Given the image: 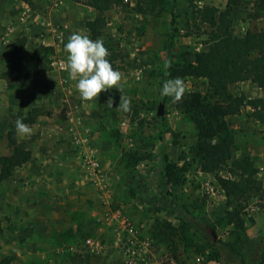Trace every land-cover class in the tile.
Segmentation results:
<instances>
[{
	"label": "rangeland",
	"instance_id": "1",
	"mask_svg": "<svg viewBox=\"0 0 264 264\" xmlns=\"http://www.w3.org/2000/svg\"><path fill=\"white\" fill-rule=\"evenodd\" d=\"M148 1L116 0L107 12L106 36L99 37L104 42L111 37L126 53L117 68L122 73V93L113 86L107 91H101L98 97L92 100H83L80 97L76 89V80L70 78L66 70L67 52L64 44L68 37L55 34L53 36L55 43L49 46L34 39L38 33L29 34L23 29L13 37L14 43L22 38L26 40L22 50L26 70L33 73L40 68L43 71L61 73L58 80L65 92L61 91L60 105L57 103L48 110H44L42 105L29 110L26 116H21V112L15 113L17 105L12 103L8 118L5 117L6 121L0 122V156L10 149L7 132L17 118H21L27 125H32L30 123L36 121L35 125L30 126L31 135L17 134L18 141L30 151L39 145L41 139V142H51L53 147L50 145L45 151L63 153L69 159L67 164L71 167L70 173L79 184L81 180L86 182L89 189L83 192L74 179L71 181L70 188L73 191H68L69 195L60 200L61 203H68L65 223L62 224L61 216L56 219L58 227L50 235L45 232L38 235L39 225L20 226L10 220L11 217L0 215V264H118L121 259L109 246L111 236L97 220L98 215H95L97 211L104 209L106 201L117 200L123 207L129 204L132 216L152 236L158 226L170 225L172 237H166L165 241H159L156 245V251L161 250L164 256H172L174 246L178 248L180 259L177 260L182 263L191 261L197 253L211 254L213 245L206 232L196 227L181 230L180 219L174 212L168 208L147 206L139 193L132 189L134 187L132 185L135 184L134 173L149 175L156 167V156L161 145L160 125L166 150L173 161L183 156L196 139L194 123L182 109L175 106L171 97L166 96L162 99L159 94L166 72V39L170 30L171 0H158L154 8L147 7L150 6ZM244 1L231 12L234 32L237 35L243 34L247 29L258 30L264 27V11L258 7L257 0ZM77 2L80 6L86 5L85 0ZM225 2L226 0H201L197 3L224 7ZM28 3L31 8H38L39 3L35 0ZM175 6L177 35L173 61L174 65H180L183 60L193 61L196 53L207 46L208 32L211 28L194 18L195 14L189 0H175ZM24 17V12L19 13V19ZM77 17L79 18L75 22L84 25L82 22L87 17L86 12L83 11V14ZM74 18L76 17L73 16L70 21ZM47 24L56 29L63 26V23L58 21ZM10 26L13 29L14 21ZM49 47L53 49L48 53ZM35 50L42 52L41 62L33 59L32 54ZM54 57L64 60L63 69L52 64L51 60ZM11 60L12 57L7 67L16 71L10 64ZM5 74L6 70L0 77ZM174 77H180L185 81V91H201L209 98H215L205 78L181 76L170 78ZM231 90L236 94L245 93L249 97L264 96V90L250 81L234 84ZM121 95L131 101L128 112L115 108L120 102ZM109 98L113 101V108L107 104ZM160 102L163 103V115H158ZM246 110L250 116L251 109L247 107ZM28 119L29 121H26ZM234 137V155L236 157L251 155L258 167L255 180L264 185V150L262 151L260 147L264 144V122L259 126L234 130ZM86 152H91L105 177L108 187L105 194L94 181L92 169L85 157ZM217 174L230 176L233 173L226 165ZM206 182L210 184L212 191H207ZM170 184L181 201L188 204L200 218L216 227L215 230L211 229V233L216 234L215 239L219 238L231 246L226 249L227 253H232L234 249L238 252L237 256L244 259L247 264H255L260 260L261 252L264 250V196L260 192H256L245 205L243 226L234 227L233 223L228 224L223 219L226 211L232 209V204L217 181L216 173L204 172L197 162H193L185 175L178 180H171ZM117 185L119 188L115 193L114 187ZM42 226L44 231L46 227L44 224ZM90 234L99 235L102 243L107 246L102 254L82 255L76 250L69 249L72 244ZM211 259L217 264H225L224 258Z\"/></svg>",
	"mask_w": 264,
	"mask_h": 264
},
{
	"label": "trees",
	"instance_id": "2",
	"mask_svg": "<svg viewBox=\"0 0 264 264\" xmlns=\"http://www.w3.org/2000/svg\"><path fill=\"white\" fill-rule=\"evenodd\" d=\"M24 1L31 2V0ZM157 1L149 0L147 3L150 6L147 7H156ZM198 1L201 0H189V3L193 8L194 18L211 28L208 32V44L196 53L193 61L183 60L180 65H174L177 35L176 6L175 0H171L170 30L166 39L167 64L163 82L171 76L202 77L207 80L215 98L211 99L201 91L192 90L185 91L181 100L174 102L175 106L182 109L194 123L196 139L183 156L173 161L166 150L163 129L160 125L161 145L156 156V167L149 175L134 173L135 184L132 185L134 186L132 189L139 193L147 206L168 208L174 212L180 219L181 230L196 227L206 232L213 245L211 254L208 255L210 258H224L225 264H247L244 259L237 256L238 252L234 249L232 253L226 252L231 246L219 238L215 239L211 229L215 230L216 227L200 218L188 204L181 201L170 184L171 180H178L185 175L191 169L193 162H197L204 172L216 173L217 181L228 196L229 203L232 204V209L226 211L223 219L228 224L233 223L234 227L243 226L245 205L255 193L260 192L264 196V185L255 180L258 167L254 158L249 154L238 157L234 155V130L227 120L229 115L238 114L249 107L250 116L264 122V96L249 97L245 93L236 94L231 90L232 85L245 81H250L264 90V27L258 30L247 29L241 35L235 34L231 12L235 7L242 5L244 0H226L224 7L197 3ZM115 2L116 0H89V4L96 9V16L86 21L92 39L105 34L108 23L107 12ZM257 2L258 7L264 11V0ZM25 42V38L16 42L10 61L13 69L17 71V78L30 75L28 72H23L25 65L22 50ZM104 44L110 52L108 59L117 69L126 53L111 37L106 39ZM52 49V47L47 48V52ZM41 53L40 50H35L32 57L41 61L43 59ZM165 97L161 98L165 99ZM7 139L11 151L0 156V179L10 176L17 166L31 157L30 149L18 141L15 123L10 125ZM182 161L183 163H180ZM226 165L233 174L230 176L217 174ZM156 229L154 235H151L155 245L159 244V241H165L166 237H172L169 224L158 226ZM177 249L174 246V253L171 255L179 260ZM255 264H264V250L261 252L260 260Z\"/></svg>",
	"mask_w": 264,
	"mask_h": 264
},
{
	"label": "crops",
	"instance_id": "3",
	"mask_svg": "<svg viewBox=\"0 0 264 264\" xmlns=\"http://www.w3.org/2000/svg\"><path fill=\"white\" fill-rule=\"evenodd\" d=\"M35 1L39 4L37 6L38 8L33 9L30 7L29 3L24 0H0V74L6 70L5 76L0 77V122H4L6 118H8V112L10 111V105L12 103H16L17 105L14 111L15 113L21 112V116H26L29 110L39 106L42 107V105H44V110L55 107L57 103L60 105L59 97L61 91H64L63 86L59 84L58 80L61 73L59 74L57 71H43L37 68L36 71L30 73L24 68V72H28L30 75L18 79L16 77L17 71H12L7 67V63L13 55L16 45L13 37H15L20 29H23L29 34L38 33L34 36L35 38H32L37 41L40 40L48 46L54 45L55 41L53 36L55 34L61 37H69L72 32L80 31L88 34L91 38L90 31L86 26V21L96 16V9L89 4V0H85L87 6L84 4L80 6L77 0ZM21 11L25 14L23 19H19V13L21 14ZM83 11L86 12L87 17H85V21L82 22L84 25H81L75 21L79 18L77 16L83 14ZM27 16H30V18L28 19ZM73 16L76 18L70 21ZM13 21L15 26H13L12 29L10 25ZM57 21L63 23L62 28L56 29L47 24ZM102 36L105 38V34ZM35 60L39 61L38 59ZM18 104L23 106H18ZM246 109L247 107L240 113L227 117L230 127L234 130L240 131L241 128L255 125L259 126L262 123L252 118V116H249L245 112ZM35 122L36 121H33L30 124L35 125ZM32 125L28 126L30 127ZM41 141H39V145H37L34 150H31L32 154L28 161L17 166L10 176L0 179V215L11 217L10 220L20 226L28 224L35 227V225H39L37 227L38 235L43 232L50 235L58 227L55 222L56 219L60 216L63 217V225L66 220L65 212L67 213L68 211V203H61V198L65 199L69 195V192L73 191V189L70 188L73 179L77 184L79 183L69 171L71 170V167L67 164L69 159H67L63 153L54 154L46 152L45 150L47 147L50 145V147H53V144L49 141ZM260 147L263 151L264 144ZM10 151V149H7L5 154L10 153ZM85 183L86 182L81 180L78 186L83 192L85 189H89L86 187L89 185ZM118 185L114 187L115 193L119 188ZM79 198L81 197L79 196ZM117 199L119 198L117 197ZM120 204L119 200L115 202L106 201L104 209L102 211H97L95 215H98L97 220L102 223V226L105 227L104 229H106L111 236L109 246L117 252L121 262L123 255L116 247L117 240L119 239V222L117 219L108 222L104 220V218L110 213L112 214L116 209H120L126 213L133 223L139 226L143 232H148L146 228L141 226L132 216L130 213L132 209L129 207V204L124 207ZM42 224L46 227L44 231H42L41 228L43 227ZM87 238H92L96 242L101 243V249L99 251H92L87 246L82 245ZM69 249L76 250L82 255H98L102 254L107 249V246L102 243L99 235L90 234L82 237L76 244H72ZM156 256L162 258L164 254L161 250H157ZM179 264H182V262H179ZM209 264H217V262L212 259Z\"/></svg>",
	"mask_w": 264,
	"mask_h": 264
},
{
	"label": "clouds",
	"instance_id": "4",
	"mask_svg": "<svg viewBox=\"0 0 264 264\" xmlns=\"http://www.w3.org/2000/svg\"><path fill=\"white\" fill-rule=\"evenodd\" d=\"M64 48L67 52L66 70L69 77L76 80V89L83 100L97 98L101 91H107L113 86L122 93V73L108 59L110 52L102 38L92 39L88 34L74 31L68 37ZM185 89V81L174 77L163 82L159 94L161 97H171L173 102H177L181 100ZM107 104L113 108L111 98ZM130 105V99L121 95L115 108L128 112ZM15 130L20 136H30L32 133V129L21 118L16 119Z\"/></svg>",
	"mask_w": 264,
	"mask_h": 264
},
{
	"label": "built area",
	"instance_id": "5",
	"mask_svg": "<svg viewBox=\"0 0 264 264\" xmlns=\"http://www.w3.org/2000/svg\"><path fill=\"white\" fill-rule=\"evenodd\" d=\"M52 64L63 69L65 67L64 60L54 57L51 60ZM72 114V112H69ZM89 167L92 169L94 181L99 190L105 194L107 191V183L97 162L93 159L91 152H86ZM208 192L212 191L210 184L205 183ZM117 219L119 239L117 240L116 247L121 251L123 259L118 264H179L178 260L173 256H163L158 258L156 256V245L153 237L149 233L136 226L131 218L121 211L116 209L104 218L106 221H113ZM82 245L87 246L92 251H99L101 243L96 242L92 238H87ZM212 259L206 253H197L193 259L187 263L182 264H209Z\"/></svg>",
	"mask_w": 264,
	"mask_h": 264
},
{
	"label": "water",
	"instance_id": "6",
	"mask_svg": "<svg viewBox=\"0 0 264 264\" xmlns=\"http://www.w3.org/2000/svg\"><path fill=\"white\" fill-rule=\"evenodd\" d=\"M163 113H164L163 103L160 102V103H159V106H158V115H163ZM213 234H214V236H215V238H216V234H215L214 232H213Z\"/></svg>",
	"mask_w": 264,
	"mask_h": 264
}]
</instances>
